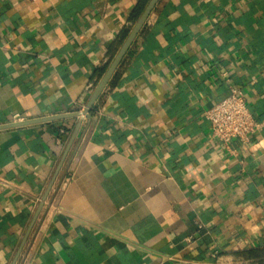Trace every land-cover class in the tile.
Here are the masks:
<instances>
[{
    "label": "crops",
    "instance_id": "1",
    "mask_svg": "<svg viewBox=\"0 0 264 264\" xmlns=\"http://www.w3.org/2000/svg\"><path fill=\"white\" fill-rule=\"evenodd\" d=\"M138 2L0 0V125L83 112ZM0 264H264V0H159L90 116L0 129Z\"/></svg>",
    "mask_w": 264,
    "mask_h": 264
},
{
    "label": "built area",
    "instance_id": "2",
    "mask_svg": "<svg viewBox=\"0 0 264 264\" xmlns=\"http://www.w3.org/2000/svg\"><path fill=\"white\" fill-rule=\"evenodd\" d=\"M206 117L214 137L225 144L235 139L249 141L251 134L261 126L249 109L245 92L238 87L232 88L227 97L208 108ZM64 131L62 128L61 132Z\"/></svg>",
    "mask_w": 264,
    "mask_h": 264
},
{
    "label": "water",
    "instance_id": "3",
    "mask_svg": "<svg viewBox=\"0 0 264 264\" xmlns=\"http://www.w3.org/2000/svg\"><path fill=\"white\" fill-rule=\"evenodd\" d=\"M158 1L159 0H149L148 4L146 5V7L143 11V13L138 18V20L135 22V24L133 25L129 34L127 35V37L123 41L120 49L118 50V52L114 56L113 60L111 61L110 65L106 69L105 73L103 74L101 79L98 81L97 85L95 86V88H94V90L90 96V99H89L86 107L84 108L83 112H79V111L78 112H70V113H65V114L53 115L50 117H43V118H39V119L24 120V121H19V122L8 123L5 125H0V129L10 128V127H18V126H23V125H27V124L37 123V122H45V121H51V120H56V119H63V118L70 117V116H75V115L78 116V115H81L82 113L90 116L91 109L96 104L97 100L101 96L105 87L108 85L112 75L114 74V72L116 71L118 66L120 65V63L123 60L124 56L126 55L127 51L130 49L131 45L133 44V42L135 41V39L139 35L140 31L144 27L149 15L151 14L152 10L154 9V7L156 6ZM80 127H81V123H78L76 128H75L74 134L72 136V139L68 145L66 152H68L72 142L76 138ZM41 206H43L42 203H41Z\"/></svg>",
    "mask_w": 264,
    "mask_h": 264
},
{
    "label": "trees",
    "instance_id": "4",
    "mask_svg": "<svg viewBox=\"0 0 264 264\" xmlns=\"http://www.w3.org/2000/svg\"><path fill=\"white\" fill-rule=\"evenodd\" d=\"M149 0H139V2L135 5V7L133 8L131 15H130V20L135 23L138 18L141 16V14L143 13L146 5L148 4ZM130 29H124L120 35V38L117 41V46H120L124 39L127 37V35L129 34ZM117 52V48L111 49L110 50V59L109 61L112 60V58L114 57L115 53ZM108 61V62H109ZM107 65L103 66L101 69H99L98 71V78H100L106 71L107 69Z\"/></svg>",
    "mask_w": 264,
    "mask_h": 264
}]
</instances>
